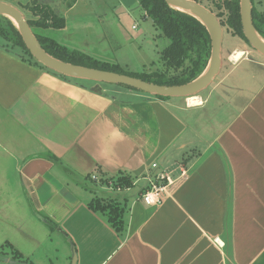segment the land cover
<instances>
[{
    "label": "crops",
    "instance_id": "obj_1",
    "mask_svg": "<svg viewBox=\"0 0 264 264\" xmlns=\"http://www.w3.org/2000/svg\"><path fill=\"white\" fill-rule=\"evenodd\" d=\"M237 38L230 53L243 54L217 85L246 62L255 93L205 119L175 117L170 101L202 108L208 96L189 105L66 76L0 42V245L27 264H264V59ZM121 171L131 187L93 178ZM159 172L166 192L145 205L139 194ZM94 191L124 204L122 237L89 207Z\"/></svg>",
    "mask_w": 264,
    "mask_h": 264
},
{
    "label": "trees",
    "instance_id": "obj_2",
    "mask_svg": "<svg viewBox=\"0 0 264 264\" xmlns=\"http://www.w3.org/2000/svg\"><path fill=\"white\" fill-rule=\"evenodd\" d=\"M201 6L214 13L221 25L237 35L246 43L242 31L240 19V0H193ZM251 4V22L254 30L264 39V11H257ZM138 6L148 16L155 28L169 42L159 54V62L162 69L152 71H125L116 64H109L97 59H92L87 54L77 50L67 49L52 37L35 32L36 28H61L64 26V18L56 13L49 5L41 4L38 0H29L23 4V8L30 12L31 16L25 20L34 33L40 47L49 56L63 63L126 74L143 81L159 85L182 86L198 79L206 70L211 57V36L206 24L199 18L170 7L165 0H137ZM5 26L0 24V38L2 45L6 47H18L23 53L38 62L29 52L26 44L16 28L15 24L3 15ZM45 67V66H44ZM127 87V86H124ZM130 88V87H127ZM135 90V89H134ZM138 91V90H137ZM140 93H144L139 91ZM146 95H152L145 93ZM160 99L165 96L153 95ZM100 173V172H99ZM101 184H112L113 188L126 189L133 185L134 178L125 171L116 176H105L99 174ZM94 196L89 202V207L105 216L107 223L123 236L126 229L125 206L111 196L102 197L94 191ZM40 219L50 228L54 229L56 224L49 217L39 215ZM7 249L12 264H27V260L10 243L0 245V254H7Z\"/></svg>",
    "mask_w": 264,
    "mask_h": 264
},
{
    "label": "rangeland",
    "instance_id": "obj_3",
    "mask_svg": "<svg viewBox=\"0 0 264 264\" xmlns=\"http://www.w3.org/2000/svg\"><path fill=\"white\" fill-rule=\"evenodd\" d=\"M0 1L15 6L23 16H31L30 12L22 7L29 0ZM38 1L47 5H49V1H53L52 7L56 13L64 18V26L61 28H36L34 29L35 32L55 38L67 49L80 51L92 59L116 64L125 71L162 69L159 54L162 48L168 44L169 39L162 36L153 25L152 20L144 15V11L138 6L137 0ZM71 1L74 2L72 7ZM252 3L254 9L264 11V0H253ZM0 15L10 19V16L2 13ZM0 24L5 26V21L2 18H0ZM222 30L220 52L222 70L210 85L193 95L200 94L202 98L208 96L204 107L186 109L182 99L171 100L170 102L177 106L171 107V113L175 117L186 116L190 112L206 113V115L203 114L204 119L219 111H225L226 114L232 115L237 112L246 99L255 93V79H250V76L246 77L244 74L250 75L254 73V69L247 68L246 62L238 66L233 74L231 73L221 84L217 85L224 74L232 68L228 58L233 60L230 51L236 44L235 39L239 37L233 35L224 26ZM0 42L3 43L1 38ZM242 43L243 48L250 53L248 58L264 59V56L253 49L245 40ZM199 126L200 122L197 123L196 127Z\"/></svg>",
    "mask_w": 264,
    "mask_h": 264
},
{
    "label": "water",
    "instance_id": "obj_4",
    "mask_svg": "<svg viewBox=\"0 0 264 264\" xmlns=\"http://www.w3.org/2000/svg\"><path fill=\"white\" fill-rule=\"evenodd\" d=\"M165 2L174 9L189 13L200 20L201 18H206L211 22V27L206 25L211 36V57L205 70V77L198 83H194L197 81L196 79L195 81L182 86L159 85L113 71L91 69L63 63L43 51L19 9L11 4L0 1V13L13 17V20L11 19V21L19 30L29 52L38 62L51 70L70 77L127 86L131 89L152 95L165 97L193 96L210 85L219 73L221 67L220 52L223 30L216 15L193 0H165ZM240 19L243 35L248 44L264 56V45L257 40L255 36V33L257 32L252 26L250 0H240ZM72 264H75V256L72 258Z\"/></svg>",
    "mask_w": 264,
    "mask_h": 264
},
{
    "label": "built area",
    "instance_id": "obj_5",
    "mask_svg": "<svg viewBox=\"0 0 264 264\" xmlns=\"http://www.w3.org/2000/svg\"><path fill=\"white\" fill-rule=\"evenodd\" d=\"M152 167H156V164L153 163ZM94 180H99L94 177ZM96 178V179H95ZM165 181V182H164ZM170 182V178L167 173L159 172L157 173L153 180H149V185L146 189L140 192L139 197L140 200L148 206H156L161 203L163 199V195L166 192L167 185ZM109 187H112V184L108 182ZM119 189V188H116Z\"/></svg>",
    "mask_w": 264,
    "mask_h": 264
},
{
    "label": "bare ground",
    "instance_id": "obj_6",
    "mask_svg": "<svg viewBox=\"0 0 264 264\" xmlns=\"http://www.w3.org/2000/svg\"><path fill=\"white\" fill-rule=\"evenodd\" d=\"M10 19L13 20V17L10 16ZM201 20H202V21H203L208 27H211V22H210L209 20H207L206 18H201ZM255 36H256L257 40H259V41L264 45V39H262L257 33H255ZM242 54H243V52H242L240 49H237V48H236V50H234V51L232 52V54H231V58H232L233 60H236V59H238ZM205 74H206V72H205L201 77H199V79H197V81L194 82V83H198V82H200V81L205 77ZM194 83H193V84H194ZM199 101H200V98H199L198 96H189V97L186 98V102H187V104H189V105H195V104L199 103Z\"/></svg>",
    "mask_w": 264,
    "mask_h": 264
}]
</instances>
